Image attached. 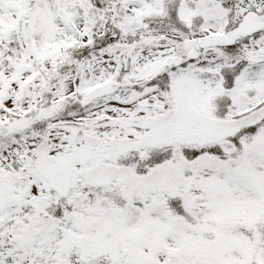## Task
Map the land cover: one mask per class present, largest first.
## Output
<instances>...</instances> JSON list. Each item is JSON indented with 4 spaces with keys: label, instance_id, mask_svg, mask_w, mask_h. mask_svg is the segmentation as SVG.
<instances>
[{
    "label": "snow or ice",
    "instance_id": "1",
    "mask_svg": "<svg viewBox=\"0 0 264 264\" xmlns=\"http://www.w3.org/2000/svg\"><path fill=\"white\" fill-rule=\"evenodd\" d=\"M0 264H264V0H0Z\"/></svg>",
    "mask_w": 264,
    "mask_h": 264
}]
</instances>
